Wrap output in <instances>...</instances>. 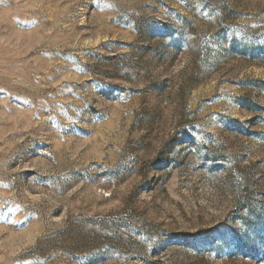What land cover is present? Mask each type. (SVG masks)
I'll return each instance as SVG.
<instances>
[{
    "label": "rangeland",
    "instance_id": "374dc122",
    "mask_svg": "<svg viewBox=\"0 0 264 264\" xmlns=\"http://www.w3.org/2000/svg\"><path fill=\"white\" fill-rule=\"evenodd\" d=\"M0 264H264V0H0Z\"/></svg>",
    "mask_w": 264,
    "mask_h": 264
}]
</instances>
